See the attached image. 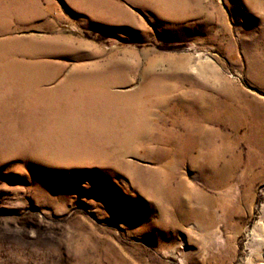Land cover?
Instances as JSON below:
<instances>
[{
  "label": "rangeland",
  "instance_id": "374dc122",
  "mask_svg": "<svg viewBox=\"0 0 264 264\" xmlns=\"http://www.w3.org/2000/svg\"><path fill=\"white\" fill-rule=\"evenodd\" d=\"M0 76V264H264V175L203 190L186 222L157 201L200 188L187 126L264 124V0H0Z\"/></svg>",
  "mask_w": 264,
  "mask_h": 264
},
{
  "label": "bare ground",
  "instance_id": "6f19581e",
  "mask_svg": "<svg viewBox=\"0 0 264 264\" xmlns=\"http://www.w3.org/2000/svg\"><path fill=\"white\" fill-rule=\"evenodd\" d=\"M23 73L19 75V72H17L10 77V80L14 82L17 78L23 79L26 75ZM1 82L2 81L0 80V83ZM8 82L10 81L8 80ZM8 87L12 88L11 85ZM81 88L87 89L84 86H81ZM25 89H27V86L25 83H22L20 86L16 85L14 90L17 91V93L19 91V93L23 95ZM11 96L12 95H9V98L4 102V108L2 109L3 111H10L15 105V100L13 97L11 98ZM197 106L201 107L200 104ZM252 114L254 115L252 118L255 121V124L247 125L243 124L246 120V114L241 110L229 111L228 114L223 116L224 118L229 119L227 120L229 124L226 126L233 133L230 137L226 134H219L218 131L208 127L209 124H201V122H217L220 120L217 117H209L207 119L199 118L196 121L198 124H190L186 127L185 133L183 134V141L185 142L184 146L182 147L184 150L183 156L188 163V168L194 174L192 181L198 182L200 188H188V182L177 176L173 179L175 180L174 184H172L170 187L162 189L163 191H161V189L158 191H161V195L160 197L158 195L157 201L160 204L165 201V204L167 203L168 205L172 206L177 212L176 218L171 221V225L177 221L186 222L195 216L197 217V214L192 209V204L208 203V199L203 190L222 189L228 192L233 187H235L234 185H241L243 188L249 189L252 185V182L264 175V124H257L258 117L256 116V113L253 112ZM242 127L244 128V134L242 136H238V131ZM34 136L35 134H30L31 138ZM217 136H221L223 140L221 148H216L214 145V139L217 138ZM25 137H27L26 134ZM24 138L23 140L20 138H15L12 141L20 143L24 142L23 144L26 146L29 145L28 147H32L33 151L37 153L40 158L47 161H50L52 155L56 153V148L47 149L46 143L44 141L38 140L39 142H35L37 141L35 140L33 142L29 141L28 143L26 141L27 139ZM120 139L121 138H118L117 140L113 139L112 141H109V143L110 145L116 147L123 146L124 149H128L127 151H129L130 145L127 144V141L123 143L122 141L124 140ZM242 139L250 150V154L247 155L244 162L241 156L236 153V145L238 144V141ZM227 142H229V144H226ZM134 152H136V150H134ZM110 156L114 157L115 159L120 157L118 154H112ZM254 167H257L256 172L253 170ZM143 179L144 183L149 186L155 182V178L152 177V175H148ZM263 240H261L260 245L263 244Z\"/></svg>",
  "mask_w": 264,
  "mask_h": 264
}]
</instances>
